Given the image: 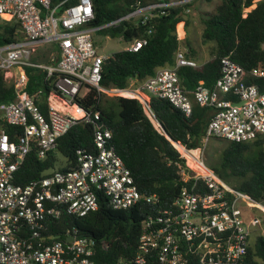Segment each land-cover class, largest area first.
Here are the masks:
<instances>
[{
	"label": "built area",
	"instance_id": "1",
	"mask_svg": "<svg viewBox=\"0 0 264 264\" xmlns=\"http://www.w3.org/2000/svg\"><path fill=\"white\" fill-rule=\"evenodd\" d=\"M0 0V18L16 20L18 40L0 46V70L11 82L15 99L0 104V264H97L99 242L71 225L56 234L63 215L83 217L99 208L101 197L115 209H127L142 201L151 205L134 255L117 264H244L251 228L261 223L252 213L262 203L226 183L203 155V148L190 149L172 142L185 160L180 165L183 186L170 207H163L156 194L145 195L112 144L107 128L96 125L95 151L78 149L75 165L67 170L54 168L41 178L22 184L17 173L35 151L46 159L57 151L59 139L76 124L95 123L100 112L86 109L79 100L91 89L108 94H130L145 102L142 91L167 99L190 115L194 104L212 107L203 145L210 138L250 142L264 135V90L247 81L248 74L264 78V65L250 72L230 55L221 59V74L212 87L200 80L186 91L179 77L182 67H198L193 58L179 49L172 66L159 67L155 74L127 88L101 85L103 63L111 55L99 52L94 34L121 20L148 23L157 8L191 0L154 2L141 6L102 26H89L94 19L93 0ZM60 9V11H58ZM250 8L245 7L246 14ZM152 32V27L147 33ZM45 44L57 50L46 62L32 56ZM147 37L135 38L126 48L138 52ZM46 71L50 92L46 112L41 109L39 89L26 91V67ZM136 86V87H134ZM14 130L9 132L6 126ZM202 145V147H203ZM102 248L107 244L100 243Z\"/></svg>",
	"mask_w": 264,
	"mask_h": 264
},
{
	"label": "trees",
	"instance_id": "2",
	"mask_svg": "<svg viewBox=\"0 0 264 264\" xmlns=\"http://www.w3.org/2000/svg\"><path fill=\"white\" fill-rule=\"evenodd\" d=\"M63 1L53 0V5ZM169 1L93 0L94 19L89 26H102L118 20L134 10L137 3L144 6ZM191 1L155 9L148 23L125 19L99 30L101 35L119 37L127 43L135 38H148V44L138 52L123 49L105 60L101 85L113 89L127 88L132 79L142 83L154 75L159 67L174 65L175 53L181 49L182 38L178 30L187 24L185 11ZM74 2L69 0L64 7ZM245 7L250 8L246 14ZM202 21L203 41L214 43L212 58L198 67L179 69L180 81L186 91L193 90L200 80L212 87L221 74V59L224 56L230 55L247 72L260 64L264 65V0H221L215 11ZM151 27L152 32L148 34ZM19 29L16 20L2 19L0 46L18 40L21 35ZM38 56L33 61L43 60ZM26 72V91L30 95L39 89L44 91L40 105L42 111L46 112L45 101L50 92L46 71L27 66ZM247 81L258 84L264 90V78L248 74ZM14 89L0 70V104L15 99ZM141 93L145 102L130 94H108L91 89L79 102L86 109L99 111L100 119L95 123L80 122L59 139L56 152L65 157L66 164L56 167V152L42 160L32 151L18 171L17 181L25 184L41 178L54 168L67 170L73 167L78 149L95 151V127L101 125L110 130L111 142L130 170L137 189L145 195H158L161 205L170 207L182 187L191 185V182L181 181L180 165H185V160L180 158L172 142L190 149L202 148L214 109L194 104L192 113L186 115L167 99L145 91ZM6 128L9 132L14 130L9 125ZM226 141L228 143L220 159L216 162L206 161L208 166L222 179L235 178L234 187L264 204V135L250 142ZM99 199V208L86 216L63 215L55 233L61 234L63 229L73 225L81 234L92 236L99 242L95 254L97 264H117L120 259H129L134 255L143 221L152 206L142 201L127 209H115L107 198ZM102 242L107 244V248H102ZM244 264H264V235H260L254 245L248 246Z\"/></svg>",
	"mask_w": 264,
	"mask_h": 264
},
{
	"label": "rangeland",
	"instance_id": "3",
	"mask_svg": "<svg viewBox=\"0 0 264 264\" xmlns=\"http://www.w3.org/2000/svg\"><path fill=\"white\" fill-rule=\"evenodd\" d=\"M180 1V0H173ZM221 0H195L191 1L185 11V19L187 24L184 27H180L178 30L181 40V49L190 57L196 59L199 65L207 62L212 58V50L214 43L203 41V28L204 24L202 19L208 17L210 12H214L217 5ZM263 0H257L261 2ZM2 19L0 18V22ZM94 42L98 47V50L103 55H112L113 53L126 49L129 43L125 42L121 38H113L111 36L101 35L100 33L94 34ZM56 45L45 44L38 48L35 55L32 56V60L36 59V56L41 57L43 62H46L50 54L55 51ZM192 51V52H190ZM46 60V61H45ZM136 87V86H134ZM228 142L224 139L210 138L209 141L203 145V155L205 161L216 162L221 157V152ZM57 163L56 167H61L66 164L65 157L56 152ZM232 180L224 179V181L232 186L235 185L236 179L231 177ZM264 206V204H262ZM252 213L261 219V223L258 226H253L249 236L250 245H254L255 241L260 235H264V209L255 206Z\"/></svg>",
	"mask_w": 264,
	"mask_h": 264
},
{
	"label": "crops",
	"instance_id": "4",
	"mask_svg": "<svg viewBox=\"0 0 264 264\" xmlns=\"http://www.w3.org/2000/svg\"><path fill=\"white\" fill-rule=\"evenodd\" d=\"M136 83H137V84H140V83H138V81H136ZM257 226H258V225H257ZM251 231H252V229H251ZM249 243H250V240H249Z\"/></svg>",
	"mask_w": 264,
	"mask_h": 264
},
{
	"label": "water",
	"instance_id": "5",
	"mask_svg": "<svg viewBox=\"0 0 264 264\" xmlns=\"http://www.w3.org/2000/svg\"><path fill=\"white\" fill-rule=\"evenodd\" d=\"M58 11H60V9H58Z\"/></svg>",
	"mask_w": 264,
	"mask_h": 264
}]
</instances>
